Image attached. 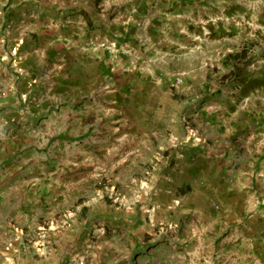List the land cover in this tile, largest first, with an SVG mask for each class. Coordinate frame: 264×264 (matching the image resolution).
Listing matches in <instances>:
<instances>
[{
    "label": "crops",
    "instance_id": "crops-1",
    "mask_svg": "<svg viewBox=\"0 0 264 264\" xmlns=\"http://www.w3.org/2000/svg\"><path fill=\"white\" fill-rule=\"evenodd\" d=\"M0 264H264V0H0Z\"/></svg>",
    "mask_w": 264,
    "mask_h": 264
},
{
    "label": "built area",
    "instance_id": "built-area-1",
    "mask_svg": "<svg viewBox=\"0 0 264 264\" xmlns=\"http://www.w3.org/2000/svg\"><path fill=\"white\" fill-rule=\"evenodd\" d=\"M99 47L100 49H104L112 59H116L120 52L119 45L114 39L102 41L95 46V48H99ZM181 83H182V77L177 76L175 78V85H180ZM182 121L184 122V125L187 128V133L184 135L183 140H181L177 135L176 136L172 135L169 139L170 148H178L181 142L189 141L191 138H193V136H195V134H193L191 123L187 119H182ZM67 216L69 217L70 213H67ZM15 231L23 235L22 229L15 227ZM9 245L10 243L7 246Z\"/></svg>",
    "mask_w": 264,
    "mask_h": 264
}]
</instances>
